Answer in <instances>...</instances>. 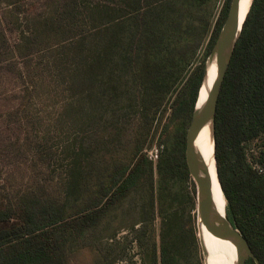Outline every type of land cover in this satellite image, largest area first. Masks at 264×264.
I'll use <instances>...</instances> for the list:
<instances>
[{"label": "trees", "instance_id": "1", "mask_svg": "<svg viewBox=\"0 0 264 264\" xmlns=\"http://www.w3.org/2000/svg\"><path fill=\"white\" fill-rule=\"evenodd\" d=\"M215 2L6 0L12 16H0V69L12 71L17 57L19 77L31 81L34 54L53 42L74 44L71 88H92L88 121L103 131L92 135L88 152L81 142L73 151L60 199L31 188L0 192V264H69L84 247L103 264L102 230L112 238L127 226L124 219L110 225L117 211L139 218L137 230L127 227L143 251L138 263L113 264H204L185 135L230 0L213 22ZM22 91L28 100L29 88ZM24 120L8 121L16 127ZM214 139L227 217L264 264V0H252L242 23L219 92ZM156 142L154 160L145 150ZM93 160L102 163L96 180L82 176Z\"/></svg>", "mask_w": 264, "mask_h": 264}, {"label": "rangeland", "instance_id": "2", "mask_svg": "<svg viewBox=\"0 0 264 264\" xmlns=\"http://www.w3.org/2000/svg\"><path fill=\"white\" fill-rule=\"evenodd\" d=\"M0 0V16L7 17L12 14L9 6ZM225 0H216L213 6V22L219 17ZM6 27V25H5ZM11 27V24L10 26ZM87 31H93L92 26L86 27ZM18 36L15 34V37ZM14 41V39L12 38ZM10 41V44L13 41ZM44 49L34 54L35 65L32 82L27 78H20L17 66L21 64L19 58L13 60L15 65L12 71L8 68L0 69V192L8 194L14 188H31V190L46 193L50 197L60 199V187L64 179V172L71 164L70 159L73 151L79 146V142L88 147L92 141V135L102 133L103 128L99 124L93 126L90 117V94L92 88L84 86V92L79 94L71 88L69 74L72 72L73 62L69 57L75 51L74 44L65 42H53ZM6 47V45H5ZM10 56L9 53L6 54ZM8 67V66H6ZM29 88L28 100L21 98L23 89ZM24 101V108L15 110L19 101ZM26 100V101H25ZM21 111L15 115V112ZM73 114V116H72ZM134 114H131V117ZM25 117L24 122L16 127L10 125V121ZM27 117V119H26ZM10 120V121H8ZM23 121V120H22ZM175 127L170 125L169 132L172 134ZM132 137V136H131ZM18 139L20 145L17 147L4 146L3 143H14ZM6 142H5V141ZM29 145L26 148L24 143ZM159 143L147 151L152 159H156ZM102 163L91 161L87 163L83 177L96 180L101 171L97 168ZM93 169V172L89 171ZM75 177L67 181L68 187L73 183ZM133 197L127 201L132 204ZM125 220V225L134 223V230L140 227V220L133 213L119 215L112 221L116 225L120 220ZM155 231L156 241L159 230V219L152 223ZM118 228L115 235L110 238V232L102 230L100 237V257L103 264L139 262L142 247L138 246L136 234L129 227ZM95 235V234H94ZM101 234H99L100 236ZM103 237V238H102ZM99 238V237H98ZM95 239V237L93 238ZM97 239V238H96ZM102 246V247H101ZM103 248V249H101ZM95 249V248H94ZM103 251V252H102ZM95 259V261H94ZM97 255L91 247H84L71 256L69 264H94ZM122 261V262H120ZM102 264V263H101Z\"/></svg>", "mask_w": 264, "mask_h": 264}, {"label": "water", "instance_id": "3", "mask_svg": "<svg viewBox=\"0 0 264 264\" xmlns=\"http://www.w3.org/2000/svg\"><path fill=\"white\" fill-rule=\"evenodd\" d=\"M240 1L241 0H230L226 17L214 41L209 56L206 59L201 86L207 78L209 66L211 64L214 66L215 77L210 89L207 91L205 99L201 102H199V89L198 98L193 108L185 135V160L189 174L196 187L197 223L202 225L210 234L223 240H228L235 245V264H245L248 258H252L255 264H261L251 250L246 238L227 217L226 211L222 216L217 212L211 193L209 173L202 156L195 146L199 132L203 127L209 125L213 143V159L215 162L214 119L217 101L236 41L240 35L242 23L247 14H245L243 20L240 22ZM202 252L203 254H207L205 246H203Z\"/></svg>", "mask_w": 264, "mask_h": 264}, {"label": "bare ground", "instance_id": "4", "mask_svg": "<svg viewBox=\"0 0 264 264\" xmlns=\"http://www.w3.org/2000/svg\"><path fill=\"white\" fill-rule=\"evenodd\" d=\"M251 0L240 1V22L243 20L245 14L250 7ZM215 77V70L213 64L209 66L207 78L204 84L200 87L199 102L203 101L206 97L207 91L210 89L212 82ZM195 146L202 156L203 161L206 164L207 171L209 173L211 181V193L213 202L217 212L222 216L225 214L226 201L221 191L219 180L217 179L215 171V162L213 159V143L211 138V132L209 125H206L199 132ZM199 228V241L203 249L207 251L204 255V264H235L236 261V247L233 243L228 240L218 238L198 224Z\"/></svg>", "mask_w": 264, "mask_h": 264}, {"label": "built area", "instance_id": "5", "mask_svg": "<svg viewBox=\"0 0 264 264\" xmlns=\"http://www.w3.org/2000/svg\"><path fill=\"white\" fill-rule=\"evenodd\" d=\"M157 157V156H156ZM155 160V159H154Z\"/></svg>", "mask_w": 264, "mask_h": 264}]
</instances>
